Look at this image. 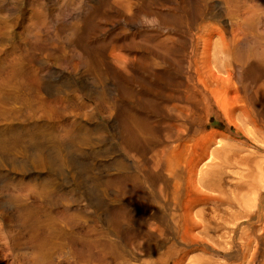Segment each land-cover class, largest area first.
I'll list each match as a JSON object with an SVG mask.
<instances>
[{
    "label": "rangeland",
    "instance_id": "obj_1",
    "mask_svg": "<svg viewBox=\"0 0 264 264\" xmlns=\"http://www.w3.org/2000/svg\"><path fill=\"white\" fill-rule=\"evenodd\" d=\"M145 16L157 18L159 25L144 24ZM0 17H7L16 41L29 46L39 41L29 69L43 84V97L54 101L50 118L39 112L25 122L23 178L17 181L5 177L20 161L14 150H4L0 134V264H141L149 249L155 264H229L228 256L211 249L227 252L229 225L220 232L211 229L200 246L170 245L173 257L166 258L169 229L154 216L149 185L126 176L137 173L142 151L151 163L158 138L168 130L179 149L191 145L186 134L181 143L174 140L180 107L163 93L185 80L196 60L202 71L224 79L231 73L230 105L220 101L219 112L201 116L199 130L212 144L198 169L217 175L215 165L222 161L252 156L253 168L256 163L261 168L245 172L244 181L261 184L264 193V0H0ZM132 121L143 127L129 134ZM47 124L56 131L39 128ZM247 168H226L227 186L242 182ZM185 187L188 195L182 198H194L192 188ZM201 188L199 196L216 194ZM211 207L195 204L192 210H204L202 223H208ZM137 231L155 239L132 238ZM169 231L174 238L187 228Z\"/></svg>",
    "mask_w": 264,
    "mask_h": 264
},
{
    "label": "bare ground",
    "instance_id": "obj_2",
    "mask_svg": "<svg viewBox=\"0 0 264 264\" xmlns=\"http://www.w3.org/2000/svg\"><path fill=\"white\" fill-rule=\"evenodd\" d=\"M12 27L7 17H0V124L6 127L4 132L0 131V134L5 135L4 150L8 153L14 150L15 154L12 153L14 159L20 161L14 172L7 170L8 173L5 177L17 181V177L23 176L21 172H23V154L26 150L28 131L25 128V122L29 116H32L31 119L36 118L39 112L43 115L47 114V117L50 118L48 108L49 104L54 101L43 97V84L36 80V75L32 74L29 69V59L36 54L40 47L39 41H36L33 46H29L27 42L16 41L17 36ZM5 43L8 45L4 46ZM192 62L195 69H191L192 73L186 76L185 80L175 81L166 94L163 91L158 92L159 95L163 93L164 96H162L168 103L180 107L176 119L179 133L174 140L181 143L184 134H186V141L191 142V145L179 149V145H173V132L168 130L163 140L158 138L157 149L153 151L151 163H147L146 152L142 151L141 156L136 160L138 163V166H135L137 173L129 171L126 177L130 178V181L137 180L142 186L149 185L148 189L153 198L152 205L155 210L154 216H160L164 227L179 232L187 228L185 233H178L174 238H171V232L167 231L164 237L166 258L173 257L170 245L179 243L189 248L200 246L204 239L209 238L208 234L211 229L214 228V231L220 232L224 228H228L229 225L233 230L232 235L229 236L230 247L227 252H221L211 247L212 252L218 256H228L229 264H256V260H260L259 263L264 264V193L260 191L261 184L244 181V178L248 176H245V172L251 175L250 170L254 168L260 170L261 166L256 163L257 166L253 168L252 156H239L238 159L222 161L215 165L216 169H219L217 175H214L211 170L198 169L202 160L208 155L209 147L212 144L210 136L199 130L201 116L219 112L222 107L220 101H224L226 105L228 104L227 106L230 105V86L228 85L231 82V73L228 78L224 79L213 71H202L198 66V61L193 60ZM246 88L241 81L240 89L245 98L249 94L246 92ZM240 89H235L233 100L237 101L240 98ZM235 108L233 106L234 110ZM240 108L244 111L243 107ZM245 113L248 114V112ZM132 123V129H127L129 134L136 133L143 127L139 126L141 123L139 125L134 121ZM137 126L140 128L138 129ZM39 128L56 131L53 124ZM8 136H15L16 139H8ZM125 144L127 145V142ZM185 161L189 164L188 168L184 166ZM237 164L248 166L241 176L242 182L227 186L226 177L229 174L226 168L236 167ZM138 170L142 174V178L138 176ZM234 174L239 176V173ZM263 179L260 183H264ZM185 184L192 188L194 198H182L183 195H188ZM201 187L216 194L205 192L204 197L199 196L202 194ZM239 195L242 198H239ZM163 196H171L172 199H165ZM206 203L213 205L211 212L214 216L209 219L208 223H202L206 216L205 211L201 210L195 213L192 209L195 204ZM158 209L162 210L157 211ZM197 217H201L202 220L198 221ZM197 228L201 230L200 236L194 235V230ZM259 230H262V234H258ZM150 232L152 233L151 230ZM236 232H241V234L238 236ZM78 235L83 234L79 232ZM221 235L224 236V233ZM135 236L146 237L149 241L155 239L147 231H137V234L132 238ZM254 237L257 238V248L248 259L250 245ZM56 239H58V235ZM94 249L91 248L93 254ZM182 252L185 251H178L177 255ZM153 255L154 251L149 249L141 264H155ZM201 264H210V261L204 260Z\"/></svg>",
    "mask_w": 264,
    "mask_h": 264
},
{
    "label": "clouds",
    "instance_id": "obj_3",
    "mask_svg": "<svg viewBox=\"0 0 264 264\" xmlns=\"http://www.w3.org/2000/svg\"><path fill=\"white\" fill-rule=\"evenodd\" d=\"M141 21L144 23V24H147L149 27H156L159 25V20L155 17H152V18H148V17H141Z\"/></svg>",
    "mask_w": 264,
    "mask_h": 264
}]
</instances>
